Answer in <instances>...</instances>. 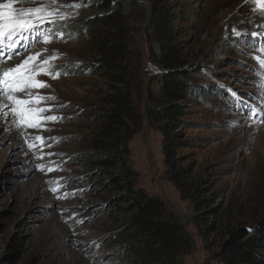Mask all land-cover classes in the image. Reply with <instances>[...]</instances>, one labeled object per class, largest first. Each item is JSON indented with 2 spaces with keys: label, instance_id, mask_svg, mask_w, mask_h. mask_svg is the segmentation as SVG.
Here are the masks:
<instances>
[{
  "label": "rangeland",
  "instance_id": "374dc122",
  "mask_svg": "<svg viewBox=\"0 0 264 264\" xmlns=\"http://www.w3.org/2000/svg\"><path fill=\"white\" fill-rule=\"evenodd\" d=\"M49 3L17 0L13 8ZM99 3L57 0V5L80 7L62 8L67 15L47 33L48 43L41 35L38 43L8 61L15 64L37 52L55 57L46 70L50 74L37 76L48 87L32 91L55 97L38 107L51 109L43 115L61 119L43 121L35 130L14 126L18 117H0V264H123L110 237L126 215L111 214L108 209L120 195L109 194L105 187L117 169L96 165L99 151L90 147L96 133L87 122L102 103L108 83L86 67L96 58V49L88 33L74 28L82 20L121 10L133 33L136 30L133 39L148 51L150 7L148 0H120L121 6L100 10L95 6ZM172 5L183 59L186 68L197 72L194 88L199 87L186 102L187 120L196 127L187 131L193 144L182 154L196 164L195 177L213 182L212 209L198 213L168 180L163 135L145 113L142 127L128 142V163L138 174L139 186L163 199L167 218L178 219L191 237L193 248L185 264H220L216 256L225 226H251L264 216V68L255 59L264 60V25L256 23L264 16L253 12L255 5L246 0H175ZM233 30L242 34L239 39ZM253 32L259 38H252ZM150 44L154 54L161 55L159 42ZM145 71L147 79L159 73L148 58ZM37 135L50 147L29 149L28 143L41 145ZM39 163L55 170L41 172ZM197 215L205 218L199 226L205 241L195 225Z\"/></svg>",
  "mask_w": 264,
  "mask_h": 264
},
{
  "label": "trees",
  "instance_id": "16d2710c",
  "mask_svg": "<svg viewBox=\"0 0 264 264\" xmlns=\"http://www.w3.org/2000/svg\"><path fill=\"white\" fill-rule=\"evenodd\" d=\"M174 1L148 0V51L133 39L136 30L133 33L121 10L82 20L74 28L79 34L88 33L96 49V58L86 67L108 83L102 103L87 122L96 133L90 141V147L99 151L96 165L117 169L105 187L109 194L120 195L108 210L126 215L110 237L123 264H185L193 248L178 219L167 218L163 199L139 186L138 174L128 163V142L142 127L144 113L163 135L167 178L181 197L201 213L212 209L211 197L216 196L213 182L195 177L196 164L182 154L193 144L187 131L196 127L187 120L186 102L199 87L194 88L197 72L186 68L178 42ZM115 4L121 6L120 0H101L95 6L106 10ZM260 22L264 25L263 18L256 20ZM154 41L161 45L159 56L151 47ZM147 58L159 72L148 79ZM197 216L195 225L205 241L206 233L199 227L205 218ZM217 253L220 264H264V216L251 226L227 224Z\"/></svg>",
  "mask_w": 264,
  "mask_h": 264
},
{
  "label": "snow or ice",
  "instance_id": "6c2138e0",
  "mask_svg": "<svg viewBox=\"0 0 264 264\" xmlns=\"http://www.w3.org/2000/svg\"><path fill=\"white\" fill-rule=\"evenodd\" d=\"M16 2L17 0H5V2L0 3V117L6 120H14L18 117L19 122L14 126L26 125L27 128L39 130L43 121L61 119L56 115H43L51 109L38 107L42 101L54 100L55 97H45L32 91L33 89L48 87L46 83L37 79V76L42 72L50 74L46 70L51 67L49 61L55 57H45L37 52L15 64H9L8 61L12 60L14 56H20L23 51H27L38 43L41 35H43L44 43H48L47 33L52 31L57 21L63 20L67 15L61 9L65 7L78 8L80 5H57V0H50L49 4H43L40 7L14 9L13 5ZM246 2L255 5L252 9L253 12H259L260 15L264 16V0H246ZM233 31L239 39L242 34L237 30ZM56 35L62 37L64 34L58 32ZM250 36L259 38V34L256 32L251 33ZM38 57L40 62L35 63ZM255 59L259 62L258 66L264 68V60H261L260 57H255ZM232 95L234 97L239 96L236 92H232ZM251 116L255 117L256 113L252 112ZM35 140L41 141V145L38 147L35 143H28L29 149L41 152L43 147H50L44 143L45 138L43 136L37 135ZM46 155L51 156L52 153ZM43 158L44 155H41L40 159ZM36 168L41 172L47 171L49 173L55 170L51 167L46 169L43 163L37 164ZM51 191L56 193L58 188L53 187ZM57 199H61V197H57Z\"/></svg>",
  "mask_w": 264,
  "mask_h": 264
},
{
  "label": "bare ground",
  "instance_id": "6f19581e",
  "mask_svg": "<svg viewBox=\"0 0 264 264\" xmlns=\"http://www.w3.org/2000/svg\"><path fill=\"white\" fill-rule=\"evenodd\" d=\"M35 92V91H34ZM12 124V123H11ZM12 126V125H11ZM10 129V128H9ZM14 129V128H13ZM16 133V132H15ZM13 134V133H12ZM16 136V135H15ZM18 137V136H17Z\"/></svg>",
  "mask_w": 264,
  "mask_h": 264
}]
</instances>
